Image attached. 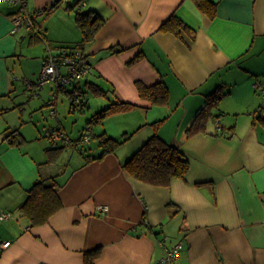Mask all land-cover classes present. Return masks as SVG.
<instances>
[{
  "label": "crops",
  "instance_id": "crops-1",
  "mask_svg": "<svg viewBox=\"0 0 264 264\" xmlns=\"http://www.w3.org/2000/svg\"><path fill=\"white\" fill-rule=\"evenodd\" d=\"M53 1L26 0L37 35L23 27L12 32L19 5L0 1V106L8 108L0 115V216L7 214L0 217V264H85L84 252L96 247L94 264H162L177 243L182 248L171 264H264V125L258 117L264 110L255 88L264 84V0H210L216 4L212 18L193 0H81L82 11L105 19L82 47L75 13L65 2L42 11ZM171 16L194 37L159 30ZM62 47L82 50L93 69L75 87L85 103L76 109L84 125L111 101L136 104L90 126V138L106 132L122 141L102 158L87 161L102 148L98 144L91 154L74 134L55 142L43 135L49 120L56 123L50 127H65V110L76 111L65 92L72 89L29 80L48 49ZM160 80L169 90L167 105L140 98L136 81ZM86 82L107 94L90 101ZM220 86L226 93L211 109L205 131L188 135L206 95ZM53 93L56 117L44 122ZM8 98L12 106L5 104ZM161 119L158 135L190 162L185 177L166 186L140 181L123 168ZM12 129L22 134L21 144L6 139ZM54 147L58 154L50 161L46 149ZM50 177L60 185L62 207L46 223L32 225L19 206L37 179ZM101 204L106 213H98Z\"/></svg>",
  "mask_w": 264,
  "mask_h": 264
},
{
  "label": "trees",
  "instance_id": "trees-1",
  "mask_svg": "<svg viewBox=\"0 0 264 264\" xmlns=\"http://www.w3.org/2000/svg\"><path fill=\"white\" fill-rule=\"evenodd\" d=\"M199 10L212 18L216 15V4L210 0H193ZM62 0H54L49 4L43 12H51ZM81 0H66V7L68 10L74 11L75 22L79 27L82 38L79 46L91 42L98 29L103 25L105 19L93 10L82 11L76 6ZM159 30L169 31L177 36L182 37L184 33H188L194 37V30L186 25L176 16H171L159 27ZM37 35V34H35ZM138 56L135 58V60ZM89 91L94 95H106L107 90H103L98 85L92 82L85 83ZM136 89L140 98L150 101L151 105H167L169 100V90L163 81H158L151 85H146L141 81L135 82ZM60 90L63 88L58 87ZM65 90V89H64ZM69 98L72 97L75 91H66ZM80 92V91H79ZM220 87L212 90L206 95V105L196 115L187 130L188 135L205 131L207 120L213 115L212 108L218 106L219 100L225 95ZM84 99L79 108L84 106ZM71 107V103H70ZM136 107V104L116 99L111 101L107 106L101 108L93 113L87 119L86 124L91 126L101 122L104 118L127 111ZM78 108V109H79ZM8 108L0 106V115L4 114ZM264 125V115L258 116ZM163 121L157 120L152 123L154 126V133L123 163V168L126 173L140 181L150 183L153 185L166 186L173 178H184L190 168V162L185 153L177 146L167 143L157 133L159 124ZM98 139V144L102 148L99 156L86 155V160L102 158L105 154L114 151V149L121 143L106 132L93 134ZM6 139L12 145H19L24 141L22 134L18 129H12L6 134ZM58 150L56 147L48 148L46 151L49 155V160H53ZM59 183L55 177L47 179H37L27 191V196L19 206L21 213L26 216L32 225H40L46 223L49 218L62 207V201L58 195ZM100 247L84 252V263L94 264V259L99 255Z\"/></svg>",
  "mask_w": 264,
  "mask_h": 264
},
{
  "label": "built area",
  "instance_id": "built-area-1",
  "mask_svg": "<svg viewBox=\"0 0 264 264\" xmlns=\"http://www.w3.org/2000/svg\"><path fill=\"white\" fill-rule=\"evenodd\" d=\"M11 4L19 5V10L15 12L12 17L13 29L15 32L18 28L23 27L27 31L34 34L39 33V28L35 26L33 15L26 9V0H0ZM65 2L66 0H62ZM80 7V4L76 6ZM92 67L88 62L87 57L82 50L78 48L62 47L57 50L48 49V53L42 61V66L37 77V85H43L46 82H53L57 87L67 89L70 88L75 91L70 97L71 109L76 110L80 107L83 97L78 87L80 81L85 79L92 73ZM256 90L259 92L263 99V110H264V84L256 82ZM57 93H53L50 100L49 106L51 107V114L55 115L54 105L56 103ZM91 128L88 126L85 132L78 139L79 143H85L90 140ZM43 135L51 142H55L59 139H67L66 134L61 131L58 127H49L43 131ZM98 213L103 214L108 210L106 204L98 205ZM7 214L3 213L0 217L4 218ZM182 248V243L175 244L172 248L166 250L165 256L162 258V264H171L173 260L178 256L179 250Z\"/></svg>",
  "mask_w": 264,
  "mask_h": 264
},
{
  "label": "rangeland",
  "instance_id": "rangeland-1",
  "mask_svg": "<svg viewBox=\"0 0 264 264\" xmlns=\"http://www.w3.org/2000/svg\"><path fill=\"white\" fill-rule=\"evenodd\" d=\"M33 52V47L32 48H30V50H29V48H28V50H27V54H29V55H31V54H33L32 53ZM24 59H28L29 61H31V58L29 57V58H24ZM38 74L39 73H37L34 77H31V76H29V80H32L33 82L35 81H37V77H38ZM84 81V80H83ZM47 83H50V82H46V84ZM26 85L28 84V82L26 81V83H25ZM37 84V83H36ZM36 87H39V86H36ZM25 92H27V91H25ZM90 95V101H96L95 99V97H97L96 95H94L93 93H90L89 94ZM52 96V95H51ZM27 98H29V96L27 95L26 96V100H27ZM36 98H38V97H35V99ZM51 98V97H50ZM60 99H62L63 101H64V103H65V105L67 104V100H66V98L63 96V95H61V97H60ZM25 100V101H26ZM69 98H68V103H69ZM5 102V104H7V106H12V104H13V102L14 101H12V98H8V100H5L4 101ZM49 102V101H48ZM27 104L29 105V102H27L26 103V106H27ZM5 106V105H4ZM46 108V111H44V114H43V119H44V122L46 121H48L49 119H55V117L56 116H54V115H52L51 114V112H50V110H51V107L50 106H46L45 107ZM66 112H65V114H64V119H63V124L65 125V127H62V126H60L59 124L57 125V126H59L58 128L61 130V131H63L66 135H67V137L70 135V134H74L75 136H76V140H78L80 137H81V135H82V133H84L85 132V130H86V128L88 127V125L86 124V125H84V119H83V117H82V115H81V113L79 112V111H71V110H69V112L67 111V110H65ZM31 112L33 113V114H37L38 112H39V109H31ZM56 112H57V110H56ZM17 112L15 111V112H11V113H9L8 115H10V116H12V115H17L16 114ZM107 118V117H106ZM106 118H104L102 121H104ZM56 121V120H55ZM102 121L101 122H98V123H96V124H93V126H101V123H102ZM50 124V125H49ZM54 124H56V123H53V124H51V120H49V122H48V124H46L45 123V125H46V127L47 128H49L50 126H53ZM83 126V127H82ZM46 128V129H47ZM84 131V132H83ZM69 138V137H68ZM43 139H45V140H47L46 138H43ZM75 140V141H76ZM121 143H122V141H121ZM121 143L120 144H118V146H120L121 145ZM80 145V144H79ZM83 146L87 149V152H93V150H95V149H99V147H98V139L96 138V137H94L93 135H91V138H90V140L88 141V142H85V143H83ZM80 148L81 147H79L78 148V150H80ZM90 148V149H89ZM69 149V150H68ZM68 149H66L64 152H63V154L61 155V157H60V160L59 161H61V163H63L64 164V162H66L67 161V159L69 158V155L67 154L68 152H70L71 150H70V147L68 148ZM72 150L74 149V148H71ZM75 150V149H74ZM90 152V153H91ZM92 154V153H91ZM96 154V153H95ZM93 156H94V154H93ZM63 160V161H62ZM72 162H74V160H72Z\"/></svg>",
  "mask_w": 264,
  "mask_h": 264
}]
</instances>
